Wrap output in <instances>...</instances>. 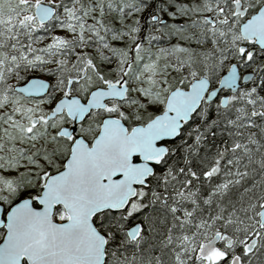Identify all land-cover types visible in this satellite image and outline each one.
Listing matches in <instances>:
<instances>
[{
	"label": "snow or ice",
	"instance_id": "snow-or-ice-1",
	"mask_svg": "<svg viewBox=\"0 0 264 264\" xmlns=\"http://www.w3.org/2000/svg\"><path fill=\"white\" fill-rule=\"evenodd\" d=\"M0 264H264V0H0Z\"/></svg>",
	"mask_w": 264,
	"mask_h": 264
}]
</instances>
